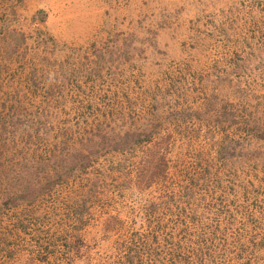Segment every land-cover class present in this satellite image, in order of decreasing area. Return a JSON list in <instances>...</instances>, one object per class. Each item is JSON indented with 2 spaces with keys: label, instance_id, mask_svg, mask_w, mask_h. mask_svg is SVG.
<instances>
[{
  "label": "rangeland",
  "instance_id": "obj_1",
  "mask_svg": "<svg viewBox=\"0 0 264 264\" xmlns=\"http://www.w3.org/2000/svg\"><path fill=\"white\" fill-rule=\"evenodd\" d=\"M0 264H264V0H0Z\"/></svg>",
  "mask_w": 264,
  "mask_h": 264
}]
</instances>
